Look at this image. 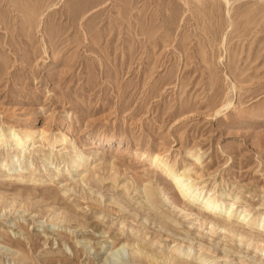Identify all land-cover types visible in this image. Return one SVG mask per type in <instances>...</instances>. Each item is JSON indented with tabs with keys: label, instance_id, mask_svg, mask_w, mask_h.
Segmentation results:
<instances>
[{
	"label": "rangeland",
	"instance_id": "374dc122",
	"mask_svg": "<svg viewBox=\"0 0 264 264\" xmlns=\"http://www.w3.org/2000/svg\"><path fill=\"white\" fill-rule=\"evenodd\" d=\"M7 133L31 140L14 166L0 145V264H98L105 251L150 264L135 244L170 257L157 264H264V0H0ZM155 155L234 203L232 221L248 210L252 236L170 206Z\"/></svg>",
	"mask_w": 264,
	"mask_h": 264
},
{
	"label": "bare ground",
	"instance_id": "6f19581e",
	"mask_svg": "<svg viewBox=\"0 0 264 264\" xmlns=\"http://www.w3.org/2000/svg\"><path fill=\"white\" fill-rule=\"evenodd\" d=\"M14 136L15 135L11 134V133H7L6 135L0 136V145L1 144L9 145L11 143V145L13 146L12 147L13 151H15V155H10V156L6 157V159L2 160V162H3L2 165H4V166H14L15 163H18L20 161L21 156L23 155L21 152L24 151V150H22V149H24L25 147L28 148V146L30 145L31 137H30L29 134L22 133V136L21 137H17L16 139H14ZM78 159H79V155H77L73 160H71V164L72 165H77L78 164ZM151 165H154V166H157V165L161 166L162 165V167L164 168V171H163L164 175L169 178V183H170L171 187L173 188V190L175 191L176 196H177L175 202L174 201L171 202L170 206H172L174 209H178L179 212H183V214L185 215L184 216L185 218L193 217V216L198 215L196 213H193V210H197L200 214L205 216L206 220L210 224V227L211 226H217V229H221V231L227 232L228 233L227 235H230L232 238L233 237H238L237 239H240V241H241L242 239H247V238L252 236V233H250L249 227H251L253 225V222L249 221L247 219V217L250 216V214H247L248 210H244V211L242 210L238 214V216L235 218L236 221H232L234 203L228 204L226 206L225 205L226 203H224L222 200L213 198L215 193H212V191H209V193H208L209 195L206 196L207 193L204 192V188L199 187L194 181H192L191 176L186 171H184V170L172 171L170 169L171 167H167V165H165V163L163 164V163H161L159 161V158H158L157 155H155L153 157ZM31 175H33V174H31ZM31 175H28L27 177H25L27 182H30L33 179V176H31ZM127 186H125V189H126ZM128 188H129V186H128ZM151 188H152V186H151ZM151 188L149 189V188L144 187L143 188V192L140 191V193H141V195H144V199L148 203V205L146 204L147 208L149 210L153 211L154 208L158 209V208L155 207V206H157L158 203L155 202L154 198H157L159 195H161V192L156 190V189L153 190ZM155 196H157V197H155ZM166 198L164 200H166ZM169 201L170 200H168V202ZM178 204L179 205H183V207L181 208ZM258 226L259 225L257 224L256 227H258ZM258 228H259V230L261 232V228L262 227H258ZM255 231H256V229H255ZM258 232H256V233H258ZM231 237H230V240H231ZM254 237H256V236H254ZM254 237H252V238H254ZM255 239H253V240L256 242ZM188 242H190V241H188ZM178 243L184 245V242H182V240H180ZM190 243H193V242H190ZM257 243L258 244L259 243L262 244L263 245V249H264V241H262V240H260L258 238ZM177 245L174 246L175 249L173 248V251L176 252L177 254H180L183 249L180 250L177 247ZM189 245H191V244H189ZM117 246H118V244H116L113 247V249L117 248ZM144 246L145 245H143V244H135L134 251H133V253L131 252L132 255H134V257H138L140 261L146 262V263H150V264H157L158 262L163 263V262H167V261L169 262L170 261L169 260L170 257L168 258L167 255H166V257H165L164 254H163L164 257H163V255L159 256L158 254L152 252L153 249L151 250V248H149L151 250L150 251V250H148V248L146 246L145 247L147 249ZM247 246H248V244H247ZM123 247L129 248L130 245L129 244H122L118 248V250L123 249ZM189 248H190V246H189ZM189 248H186V249L188 250ZM113 249H111L110 251H112ZM8 251H10V250H8ZM131 251H132V248H131ZM259 251H261V250H259ZM183 254H185V252H183ZM95 255H96L97 259L100 260L98 264H109L110 263L109 259H110L111 255H112V252L106 254V251H105L101 255H98V254H95ZM168 256H171V255H168ZM224 258H226V257L224 256ZM22 259H26L24 255H22ZM184 259H182L181 261H179L177 263H179V264H192V262H188V261H186ZM195 259L196 260H195V262H193V264H219V263H217L218 261H216L214 259L213 260H211V259L209 260V258H206L205 256L203 257L202 254L198 255ZM171 260L173 262L175 259L174 260L171 259ZM229 263H230L229 260H226V261H223L220 264H229Z\"/></svg>",
	"mask_w": 264,
	"mask_h": 264
}]
</instances>
